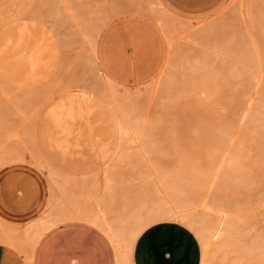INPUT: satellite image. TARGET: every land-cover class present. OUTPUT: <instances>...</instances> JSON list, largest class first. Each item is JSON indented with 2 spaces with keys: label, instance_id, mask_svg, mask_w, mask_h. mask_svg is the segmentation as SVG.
Returning <instances> with one entry per match:
<instances>
[{
  "label": "rangeland",
  "instance_id": "rangeland-1",
  "mask_svg": "<svg viewBox=\"0 0 264 264\" xmlns=\"http://www.w3.org/2000/svg\"><path fill=\"white\" fill-rule=\"evenodd\" d=\"M4 60L10 73L2 71ZM43 66L49 75L35 73ZM99 69L120 92L127 120L147 125L156 151L179 147L182 156L193 145L217 147L220 156L231 150L245 173H219L211 189L197 194L215 196L231 210L245 207L238 209L247 211L240 231H254L245 225L249 213L259 218L264 209V0H0V216L19 232L32 225L22 236L25 252L30 238L38 237L35 223L43 214L33 202L50 181V167L79 176L93 168L101 180L135 188L136 201L114 192L100 206L116 225L125 219V226L115 227L123 236L139 218L146 224L145 201L151 208L150 200L160 199L146 162L130 170L115 145L99 137L117 133L101 129L111 120L101 114ZM120 146L132 151L135 144L124 140ZM19 158L31 170L27 177L19 174V182H38L39 193L8 187ZM167 158L165 163L176 160ZM197 202L192 215L203 210ZM167 208L163 204V212Z\"/></svg>",
  "mask_w": 264,
  "mask_h": 264
},
{
  "label": "crops",
  "instance_id": "crops-1",
  "mask_svg": "<svg viewBox=\"0 0 264 264\" xmlns=\"http://www.w3.org/2000/svg\"><path fill=\"white\" fill-rule=\"evenodd\" d=\"M35 34L39 35L40 31L36 30ZM49 45L52 46V43ZM50 63H54L52 57H50ZM10 67L7 60L2 61L3 72L10 73ZM99 70L112 86L115 92H113L114 97H121L120 92L110 82L108 75L102 69ZM35 73L49 75L51 70L49 66H43L37 68ZM99 98L104 106L101 114L104 119L111 120L101 129L112 127L117 131L116 134H99V137L105 142L113 143L118 149L121 129L117 115L105 98L103 99L100 95ZM134 154L132 158L129 156H118V158L125 161L127 168L135 171L136 164L145 162L140 155ZM22 161L24 159L19 158L11 168L9 172L11 181L7 184L8 187L20 185L29 195L39 193L38 182L32 180L19 182V174L26 176L31 171L20 164ZM49 170L52 172L50 181L43 185L40 195L33 202L34 209L43 215L35 223L39 228L38 237L30 238L28 251L25 252L23 249L22 236L28 235L32 225L26 226L22 232H19L18 226L6 222L0 216V264L264 263V256H262L264 253V209L259 218L249 213L248 224L245 228H252L254 231H240L245 218L244 220L236 219L234 224L229 222L231 220H227L221 227V229L224 227L221 230L222 233L219 232L218 235L215 232L214 235L208 233V236L203 237L205 240L186 223L176 219H167V211L162 212L163 210L159 207L154 211L152 218L145 217L146 222L149 220L150 224L148 222L146 226L140 220L133 226L136 227L140 222L139 227L144 228L133 241L130 250L127 251L119 249L106 230L107 227L115 229V227L125 226V219L121 218V223L116 225L107 218L100 206L105 195L114 192H121L126 199L133 194V200L136 201L135 188H120L121 181L107 176L101 180L98 171L93 168L83 169L81 176L68 169L50 167ZM80 178L82 181L77 183ZM77 185L80 187L79 190L81 189L79 192L76 189ZM4 202V199L0 198V207ZM162 214L166 217H162ZM216 226L211 227L216 228ZM32 231L34 236V230ZM258 235L260 236L257 238L259 241L256 239L254 242L255 236ZM201 240L207 243L203 244Z\"/></svg>",
  "mask_w": 264,
  "mask_h": 264
},
{
  "label": "bare ground",
  "instance_id": "bare-ground-1",
  "mask_svg": "<svg viewBox=\"0 0 264 264\" xmlns=\"http://www.w3.org/2000/svg\"><path fill=\"white\" fill-rule=\"evenodd\" d=\"M151 8L154 9L155 7L154 8L151 7ZM92 11H94V10H92ZM144 11H146V10H144ZM153 11H155V9ZM147 12L149 13L150 10H147ZM73 14H75V13H73ZM81 14L82 13H80V15ZM76 17H75V19H76ZM84 17L86 18V14H85ZM90 17H92V16H90ZM85 20L86 19H84V22H85ZM89 21L92 22L93 20L91 21L89 19ZM159 23L161 24V22H159ZM75 24H77V23H75ZM80 24H81V22H80ZM91 25H90V27H91ZM95 25H97V23ZM86 26H87V24H86ZM93 27H95V26H93ZM93 27H91V28L94 29ZM93 32L95 34V30ZM80 34H82V33H80ZM91 34H92V32H91ZM94 34H92V35H94ZM87 35H88V32H87ZM87 35H85V37ZM88 36H90V35H88ZM93 41H94V39H93ZM170 41H171V39H170ZM89 43H91V42H89ZM93 43L97 44L96 41L93 42ZM95 44H93L94 47H95ZM90 46H92V45H90ZM91 52L93 53V51H91ZM87 57H89V56H87ZM82 59H84V57ZM87 59H90V58H87ZM92 70H93V67H92ZM98 72H100V70H98ZM103 75L102 74L101 75H98V77H99L98 80L99 79H102L103 80L102 81L103 83L99 87V89L97 90V92L99 93V95L101 97H103V99L104 98L106 99V101L112 106V108L114 109V111H115V113L117 115V118H118V121H119V125H120V129H121V131H120V143L122 141H124V140H127V141L133 142L135 144V146H134V148H133L132 151H125L124 149L121 148L120 143H119V147H118V150H117V155L118 156H129V157L132 158V155H135L134 153L139 152L140 156L142 157V160L145 161L146 164H147V165H145V167L147 166L146 167V173L147 174L149 173L151 176H153L156 179V181L154 182V184H151V185H152V188L154 187V189L160 194V199L159 200L157 199L155 201L154 200H150V202H151V205L150 206H152L151 208H149V206H147L148 205V200L145 201V203H144L145 205L143 207H144V209L147 210L146 216H148V218H152L154 216V211L156 210V205L157 204L160 205V210H163V204H164L165 206H168L167 213H166L167 214V217L164 214H162V217L164 216L167 219H176V220H179V221H182V222L186 223L191 228H193L198 234H200L202 236V238L205 237V236H208L207 235L208 233H210V235L211 234L214 235L215 233L218 235V234L222 233L223 231L221 232V230L224 227L222 229H221V227L225 223V221L227 222V220H231L229 222H231L233 224L235 223V220L236 219L244 220V216H245L244 213H247V211L246 212L244 211L243 214H242V212H243V210H245L244 209L245 207L242 208V206L241 207L240 206H234L235 208L237 207V209L232 208L233 210H231L230 208H228L229 206L225 207V205H227V204L224 205L220 201H219L220 203L218 201L216 202V200L214 199L215 196H214V198H213L214 200H213V199L210 198V196H204L203 195L204 193L202 194L203 196L201 194H197V190H204V189L205 190L206 189L208 190V189H211L214 186L215 180H216V178H217V176H218L219 173H221V175H222V173H225L226 175H231V176H233V175L234 176H242L245 173L244 172L245 171V168L244 167L239 166L236 163H234L235 161H234V157L232 155L231 150L230 151H225L223 153V151H224V149H223L222 154L220 156H218V154H215V152L218 151L219 148L217 150L213 151V148L215 149L217 147H212V151H209V150H207V149H209L208 147H207V149H205V147L203 146L202 148H199L198 147L199 150L197 151L196 149H198V148L196 147V149H195V146H193V145H190L189 147L184 148V150L182 152V156H180V151L181 150L179 149V147L178 148H174V149L168 147L165 150L160 149V150L156 151V148L157 147H155L152 144V138H153L152 136L153 135L151 136L150 133L146 131L147 130V125L145 123H141V124H138V123L136 124L135 123V124H132V123H130L127 120L126 109H125L124 103L122 101L123 98H121V97H119V98L114 97V95H113V92L114 91L112 89V86L103 77ZM43 103L45 104V102H43ZM40 110H42V109H40ZM128 110H130V108ZM145 115H146V113H145ZM33 122H35V120ZM142 122H144V121L142 120ZM127 130H131V131H127ZM154 152H157L159 154V158L158 159L155 158V156L153 157V153ZM220 152H218V153L220 154ZM128 154H131V155H128ZM31 155H32V153H31ZM170 156H173V157L176 158L175 162L173 164H172V162L169 163V161L167 163H165L166 160H164V158L165 157L167 158V157H170ZM33 158H34V156H33ZM131 158H129V159H131ZM134 167H135V169H137L138 164L135 165ZM139 171H141V170L139 169ZM142 174H143V172H142ZM219 177L222 178L221 176H219ZM180 181H182V185L181 186L183 188L180 187V183H181ZM217 182H219V181H217ZM140 183H141V181H140ZM151 185L148 184V185H146L144 187H140L141 189H138V190H140L139 192H142L145 189L149 188V186L151 187ZM180 188H182V190ZM197 201H199L200 202V205L203 206V210L200 212L199 215L198 214L192 215L193 213L190 214L189 211H190L191 208H193L195 206V203ZM197 204H198V202H197ZM230 207H233V206H230ZM239 208H242L241 209L242 212H240V210H238ZM210 209L217 211V217L216 216L213 217L214 215L213 216L211 215ZM137 211H139V210H137ZM195 215H198V216H195ZM138 217H141V216L138 215ZM140 219L141 218H139V220ZM239 220H238V222H239ZM148 222H149V220H148ZM148 222H145L146 223L145 224L146 226H147V223ZM242 222L243 221H241V223ZM245 222H246V220H245ZM149 224H150V222H149ZM139 225H140V222H139V224H137L136 227H133L130 230H128V233H125L124 236L122 234H120L114 228L107 227L106 230L108 231V233L112 237L113 241L115 242V245L119 249H125V250L128 251V250H130V248H131V246L133 244V241L135 240V238L137 237V235L144 228V227H142V228L139 227ZM214 225L215 226L217 225L218 227L217 226H216V228L215 227L214 228L211 227V226H214ZM8 234L10 235L9 232H8ZM10 237H13V236H10ZM203 239H205V238H203ZM205 240L202 241L203 244H204V242L207 243V241H205ZM263 254L264 253H262V256H264Z\"/></svg>",
  "mask_w": 264,
  "mask_h": 264
}]
</instances>
